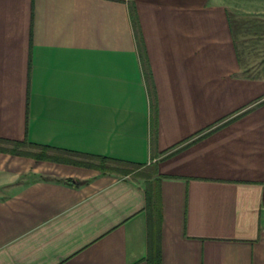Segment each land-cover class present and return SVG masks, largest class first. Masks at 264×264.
<instances>
[{
    "label": "crops",
    "instance_id": "obj_1",
    "mask_svg": "<svg viewBox=\"0 0 264 264\" xmlns=\"http://www.w3.org/2000/svg\"><path fill=\"white\" fill-rule=\"evenodd\" d=\"M248 34L264 0H0V264H147L144 181L14 154L40 147L152 168L160 264H264Z\"/></svg>",
    "mask_w": 264,
    "mask_h": 264
},
{
    "label": "trees",
    "instance_id": "obj_2",
    "mask_svg": "<svg viewBox=\"0 0 264 264\" xmlns=\"http://www.w3.org/2000/svg\"><path fill=\"white\" fill-rule=\"evenodd\" d=\"M129 15L131 24L134 29L137 48L140 52L142 50L141 34L138 26L136 11L132 5L129 6ZM140 53L142 66L146 65V67H148V63L146 61L144 53L142 51ZM147 71L149 72L148 69ZM150 116L151 131L154 134L156 129L157 116V107L155 102H151ZM23 145H26V143H24ZM28 147L35 148L34 146ZM36 149H38V152L35 154L19 151H14V154L31 157L39 161H53L59 164L73 165L77 167L93 169L100 172L101 174H113L121 177L132 176L136 179L143 180L145 185V210L147 213V229L149 239L147 264H160V249L158 247V244L156 243V239L158 238L159 227L162 220V209L159 182L157 179H154L152 168L144 169L141 166L129 162L85 154L57 153L54 156H50L48 154V152L51 151L50 149L42 147Z\"/></svg>",
    "mask_w": 264,
    "mask_h": 264
},
{
    "label": "rangeland",
    "instance_id": "obj_3",
    "mask_svg": "<svg viewBox=\"0 0 264 264\" xmlns=\"http://www.w3.org/2000/svg\"><path fill=\"white\" fill-rule=\"evenodd\" d=\"M245 37L247 38L248 51H242V53L246 54L249 61L248 64L250 65L252 62H256L258 60L259 64L262 66L261 68L264 71V35L260 36L248 34ZM258 45L260 47H258L257 50Z\"/></svg>",
    "mask_w": 264,
    "mask_h": 264
}]
</instances>
